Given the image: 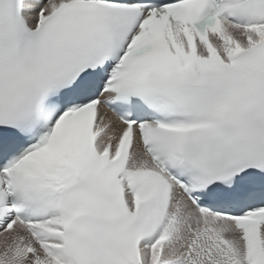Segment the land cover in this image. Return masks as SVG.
Instances as JSON below:
<instances>
[{"label": "snow or ice", "instance_id": "obj_1", "mask_svg": "<svg viewBox=\"0 0 264 264\" xmlns=\"http://www.w3.org/2000/svg\"><path fill=\"white\" fill-rule=\"evenodd\" d=\"M0 264H264V0H0Z\"/></svg>", "mask_w": 264, "mask_h": 264}]
</instances>
